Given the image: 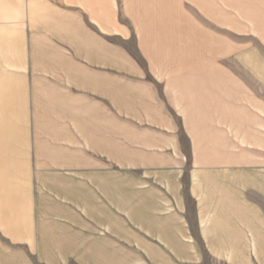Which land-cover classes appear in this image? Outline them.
I'll use <instances>...</instances> for the list:
<instances>
[{
  "label": "crops",
  "instance_id": "1",
  "mask_svg": "<svg viewBox=\"0 0 264 264\" xmlns=\"http://www.w3.org/2000/svg\"><path fill=\"white\" fill-rule=\"evenodd\" d=\"M1 33L0 264H264V158L240 133L208 140L213 158L194 137L188 161L170 114L115 122L65 90L19 128L17 39ZM48 62L41 87H81L80 61Z\"/></svg>",
  "mask_w": 264,
  "mask_h": 264
},
{
  "label": "rangeland",
  "instance_id": "2",
  "mask_svg": "<svg viewBox=\"0 0 264 264\" xmlns=\"http://www.w3.org/2000/svg\"><path fill=\"white\" fill-rule=\"evenodd\" d=\"M0 13L3 47L17 39L19 128L38 121L25 112L57 111L48 100L65 90L115 122L170 114L188 161L194 137L196 154L218 155V131L264 158V0H2ZM51 55L80 61L81 87H41Z\"/></svg>",
  "mask_w": 264,
  "mask_h": 264
}]
</instances>
